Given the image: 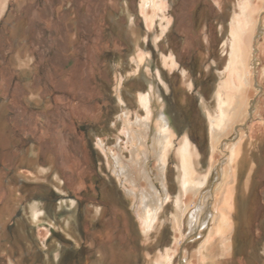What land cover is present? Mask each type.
I'll return each mask as SVG.
<instances>
[{"label": "rangeland", "instance_id": "374dc122", "mask_svg": "<svg viewBox=\"0 0 264 264\" xmlns=\"http://www.w3.org/2000/svg\"><path fill=\"white\" fill-rule=\"evenodd\" d=\"M243 2L154 0L153 10H148L149 16L152 15L149 22L142 9L143 0H0V138L8 148L4 153L8 165L0 173V182L1 188L12 177L15 184L18 179L29 183L24 187L25 201L17 202L9 211L6 225L12 223L13 215L21 209L25 225L35 228L30 235L34 239L30 242L23 239L21 248L17 245L21 253L32 256L35 252L31 258L38 257V264H152L166 253L173 256L172 264L185 260L198 264L193 254L209 226L202 230V239L198 235L187 239V225L180 221L178 232L172 221L181 192L176 157L182 145L179 131L188 133L197 151V170L201 176L209 173L213 163L223 162L226 168L225 148L212 152L209 117L218 113V93L230 66L231 27L242 15ZM250 3L248 16L254 26L247 36L248 68L244 77L246 110L251 117L236 120L222 144L231 141L235 132L248 129L249 138L257 140L256 148L250 151L255 171L237 193L240 222L237 232L234 227L230 236L238 234V248L235 251L234 244L231 257L225 259L237 264H249V260L264 264V0ZM140 56L145 58L138 65ZM147 93L152 94L158 105L152 108V124L157 125L156 114L161 111L176 132L166 155L167 162L162 165L168 199L159 212V226L150 231L145 230L138 211L143 203L148 204L140 194L146 188L145 182L139 181L142 175L133 172V177L138 178L133 185L124 176H118L112 160L113 156H120L124 163L131 159L133 146L126 139L127 129L120 117L127 110L132 122L136 114L143 119L145 112L138 100ZM103 98L113 100L115 105L114 115L98 126L94 135V146L100 149L99 140L105 144L104 150L100 149L96 155V171L107 175L122 197L117 201L111 195L108 212L96 217L101 206L92 189L89 204L84 203L88 211L83 230L87 231L94 223L100 227L94 238L86 234L82 243L71 208L64 207L60 214L57 200L63 198L59 194L77 195L85 188L87 150L83 141L80 150L75 143L71 146L73 153L67 144L76 135L73 122L84 125L99 121L93 110ZM67 156L68 167L63 172L65 190L59 181L58 164ZM155 160L150 149L144 164L149 179L157 185L159 162ZM14 189L18 191L17 185ZM240 191L244 193L242 196ZM14 197L9 206L13 207L14 200L17 201ZM37 197L43 201L33 202ZM182 202L184 207L190 201L182 198ZM34 203L43 208L37 223L31 222L26 214ZM179 214L182 216L183 211ZM40 224H48V231ZM5 234L8 237L0 239L4 244L0 247V264L12 261L25 264L9 247L8 230ZM47 238L48 245L44 243Z\"/></svg>", "mask_w": 264, "mask_h": 264}, {"label": "bare ground", "instance_id": "6f19581e", "mask_svg": "<svg viewBox=\"0 0 264 264\" xmlns=\"http://www.w3.org/2000/svg\"><path fill=\"white\" fill-rule=\"evenodd\" d=\"M250 2L251 0H245L243 2L242 15L234 20L231 27L230 66L227 78L224 80L222 89L218 93L217 102L219 109L217 116L214 118L209 117V122L212 125V152L222 151L225 148L226 168L223 166V162L213 163L209 173L206 176H201L197 170V151L192 145L188 133L182 130L179 131L182 134V145L178 148L176 157L178 159L177 170L180 176L179 184L181 192L176 199L175 205L177 211L172 221L174 229L178 232H180L181 222L187 225V239H195L197 235L202 239V230L209 226V230L201 240L199 248L193 254V258H195L198 264H237L236 262L228 261V257H231L235 244L230 236V231L233 229L235 223L232 220V212L240 207L238 200L240 196L238 198L237 193H239V188L243 190L244 184L246 181H249L252 173L253 160H250V151L254 149L257 140L249 138L248 129L246 132H235V137L229 142L224 141V144H222V139L226 137L228 130L236 120L242 118L247 119V117L250 119L251 117V114H248L246 110V80L244 77L248 68V64H246L249 49L247 36L251 33L254 26L251 18L248 16L250 11L249 7H252ZM153 8L154 0H143L142 9L146 13L149 22L152 21V15L149 16L148 10H153ZM144 58L145 56H140L137 64L142 63ZM171 65H174V61H171ZM151 95L147 93L139 97V106L145 112L143 119L142 115L136 114L132 122L130 119L132 116L127 110L120 117L124 123L123 125H125V129H127L126 139L133 146L130 152L132 154L131 159L127 163H124L120 156L112 157L115 163L114 165L117 166L119 177L122 175L126 181L136 185L138 178L135 179L133 177V172L142 175V177L139 176V181L143 180L146 188L140 194L143 195V199L146 198L145 200L148 204L145 205L143 203V208H140L138 211L141 214L140 217L143 220L146 231H150L159 226V212L162 206H164L162 204L168 199V191L165 187V177L163 174L165 168L162 165L167 162L166 155L172 144L173 135L176 134L173 129L174 127H171L170 119L161 111L156 114L158 118L157 125L152 124L150 117L152 115V108L158 105L155 104ZM153 131L154 134L150 142V149L159 162L156 181L159 182L157 185L160 188L149 179L147 167L144 164L145 160L149 159L150 149H148V145ZM97 145L101 151L104 150V143L99 141ZM142 147L145 149L144 151L141 150ZM116 150L118 151V149ZM138 156L141 158L137 159ZM119 163H122L124 166L119 167ZM243 175L245 176V180ZM157 188H159V191H157ZM242 193L240 191L241 196L244 194ZM140 194H138V197ZM17 196L19 195L17 194ZM17 198L19 199V197ZM182 198L189 199L190 201L188 204H184V207L181 206L184 203L182 202ZM17 202H14L13 207H4V210H12V208H15ZM41 209L43 208L38 203L29 206L28 213L26 211V214H29L31 222L37 223L40 221L39 217L43 214ZM180 210L183 211L182 216L179 214ZM40 226L45 225L40 224ZM66 226L68 227L69 224L67 223ZM43 228H47L48 231L47 226ZM179 241L180 238L175 243L176 247L179 245ZM44 243L46 244V242ZM44 243L43 245H45ZM176 251L177 248L174 252ZM172 257V255L166 253L162 258L159 257L160 259L157 262L152 264H172ZM10 263L13 264L12 262ZM191 263V261L188 262L185 260L182 264Z\"/></svg>", "mask_w": 264, "mask_h": 264}, {"label": "flooded vegetation", "instance_id": "af4514ba", "mask_svg": "<svg viewBox=\"0 0 264 264\" xmlns=\"http://www.w3.org/2000/svg\"><path fill=\"white\" fill-rule=\"evenodd\" d=\"M115 105L114 101L109 99V98H103L100 99L97 103H96V108L95 110H93V115L97 116L99 121L93 122V124H91V122L89 123H85L83 124H79L77 122H73V125L75 126L74 130L76 135L72 138V143L70 144V141L68 142V146L70 149V152H74L73 148L71 147L74 143L75 145L79 148V150L81 149V141H83V145L87 150V155H88V165L86 166L87 168V174L83 180L84 186L85 188L82 189L81 191L77 192V195L72 194L71 192H66V194L62 195L59 194L61 197H63L62 199L57 200L58 204L60 205V214H62L64 212V207H70L71 208V212L74 214L75 219H74V224L77 226V232L80 235V239L82 240V243H84L85 241V237L86 234L87 236H92V238H94L95 234H96V230L98 227H100V224L96 225L91 224V220L89 221L88 224L90 225V227H88V230L85 231L83 230V227L86 226L84 223H86L85 220V213L88 211L86 204H89L91 195H93V190L94 189L96 196H98V202H100V209H98L97 211V216L96 217H100L103 212H108L107 209V201L110 199L109 197L115 196L117 201L120 200V197H122L121 192L115 188V185H113L112 181H110V178L107 177V175H105L104 173H97L96 171V164H98L97 160H96V155L99 154L100 149H98L96 146H94V135H96V131L98 126H101L102 124H106L109 121V117L112 115H114V109L113 106ZM0 124H1V119H0ZM65 127H68V123L65 122ZM2 127V125H1ZM1 133V132H0ZM79 136H82L83 140H81V138ZM1 141V138H0ZM100 142H102V140H99ZM2 142V144H1ZM0 142V173H2L4 170V168H6L7 164V160L5 157V154L8 151L7 145H3V141ZM103 143V142H102ZM67 146V148H68ZM85 150V149H84ZM9 156V155H8ZM64 156V155H63ZM63 158V157H62ZM61 162H59L60 164H58V169H59V181L61 182V186L64 187L65 190L66 189V182L64 180V169L65 167H68V162H69V156H67V158L64 159H60ZM64 160V161H63ZM61 178V179H60ZM3 182H0V239L3 238H7L8 235L5 234V230H8L9 233V237L11 238V241L9 240L10 243V248L15 252V256H18L20 259H22L21 261H23L25 264H38L39 260H36L38 257H34L33 259L31 258L32 256L35 255V252L33 253V255L29 256L28 254H26L24 251H20V249L17 247V245H19V247L21 248L23 245V241L25 239H28L29 242L34 239L33 237H31L30 235L33 233L34 234V230L35 228L33 226L30 225H25L24 219L22 218V213H21V209L16 212L11 221L12 223H10L9 225H6V218L8 217L9 211L10 210H4V207H7L11 204L10 201H13V199L11 198L12 196L14 197H19V199L17 198L16 200L18 201H23L24 199H26L27 194L24 191V187L25 185L29 184L28 182L22 180V179H18V182L15 184V181L12 178L9 179V181H7V186L6 187H2L1 185ZM12 185V187L10 188L9 186ZM18 188V191H16L14 188L16 187ZM15 186V187H13ZM14 189V191L11 190ZM17 194L19 196H17ZM58 195V194H57ZM14 197V198H15ZM97 199V198H96ZM25 201V200H24ZM39 202L41 203L43 201V198L41 197H37L33 200V202ZM66 201V202H65ZM72 203H70V202ZM14 202H16L14 200ZM84 204V205H83ZM84 215V217H83ZM82 221V222H81ZM5 222V223H4ZM24 224V225H23ZM45 226L49 227L48 224H44ZM27 229V230H25ZM31 230V231H29ZM53 236H55V232L53 231L52 228H50ZM51 234V233H50ZM109 235L111 236V234L109 233ZM24 239V240H23ZM36 240V239H35ZM39 240V239H38ZM37 241V240H36ZM49 239L47 238L46 240V245H48L49 243ZM67 243L72 244V241L70 240H65ZM3 242V241H1ZM0 242V247L3 248L4 244ZM38 242V241H37ZM41 242L38 243L39 245V249H41L42 244H40ZM79 243V242H78ZM80 244V243H79ZM86 247V246H83ZM93 246H91L92 248ZM89 248V247H86ZM22 250V249H21ZM40 254H42L40 252ZM10 258V257H9ZM19 259V260H20ZM1 260V257H0ZM13 263H15V261H12Z\"/></svg>", "mask_w": 264, "mask_h": 264}, {"label": "crops", "instance_id": "0c3cea01", "mask_svg": "<svg viewBox=\"0 0 264 264\" xmlns=\"http://www.w3.org/2000/svg\"><path fill=\"white\" fill-rule=\"evenodd\" d=\"M256 147V146H255ZM255 166V163H254V161H253V167ZM253 169H255V167L253 168ZM253 171H255V170H253ZM239 210H240V208L238 207V208H236L235 210H233V212H232V220L235 222L234 223V225H233V231H234V227H235V232H237L236 230H237V226H238V222H240V219H239V215H240V213H239ZM235 232H233V233H235ZM237 236H238V234L234 237V238H232L233 240H234V243H235V251H236V249L238 248L237 246H238V244H237V242H236V238H237ZM235 251H234V256H233V258H235ZM251 261V262H250ZM254 264L253 262H252V260H249V264Z\"/></svg>", "mask_w": 264, "mask_h": 264}]
</instances>
